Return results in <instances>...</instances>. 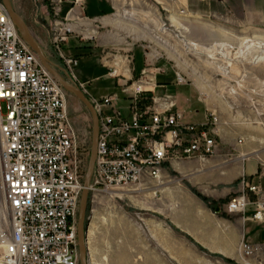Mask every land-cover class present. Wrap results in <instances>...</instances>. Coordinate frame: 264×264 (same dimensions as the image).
I'll return each instance as SVG.
<instances>
[{"label": "built area", "instance_id": "1", "mask_svg": "<svg viewBox=\"0 0 264 264\" xmlns=\"http://www.w3.org/2000/svg\"><path fill=\"white\" fill-rule=\"evenodd\" d=\"M45 1L52 14L51 37L61 73L87 94L98 116L90 194L124 190L144 178L160 180L166 163L206 159L215 153L214 113L195 122L186 119L170 97H154L157 77L165 73L160 66L144 68L136 81L116 85L128 102L124 108L118 107L115 95L92 96L75 73L79 59L64 54L61 47L68 33L61 16L63 0ZM170 1L179 7V15L186 11L180 0ZM198 1L211 5L227 0ZM176 80L184 81L178 73ZM81 156L66 91L27 45L0 0V224L5 225L0 228V264H80L77 223L85 174ZM240 184L241 190L223 211L244 214L253 205L252 220L264 222L260 185L245 178ZM2 210L7 222L1 219ZM240 250L253 253L245 242Z\"/></svg>", "mask_w": 264, "mask_h": 264}, {"label": "rangeland", "instance_id": "2", "mask_svg": "<svg viewBox=\"0 0 264 264\" xmlns=\"http://www.w3.org/2000/svg\"><path fill=\"white\" fill-rule=\"evenodd\" d=\"M22 1L26 11L32 9L33 4ZM119 3L117 13L125 15L129 26L140 33L147 34L145 28L151 31L139 41L144 67H157L156 59L168 62L162 67L165 73L157 77V85L166 78L169 84L158 85L155 98L170 97L186 119L203 122L207 112H211L218 118L217 126H229L240 137L245 135L244 124L264 137V22L247 18L243 0L211 5L189 0L181 18L179 7L171 8L170 0H119ZM261 6L264 8V2ZM189 42L197 47L190 49ZM98 54L95 52L94 58ZM55 55L59 58L57 52ZM89 65L82 61L75 69L79 80L87 82L88 91L97 98L105 94L117 96L118 107L124 108L128 102L116 85L126 80L120 78L118 82V78L111 76L105 80L101 76L107 70ZM177 73L184 79L181 84L176 80ZM66 100L85 173L92 118L85 106L67 91ZM2 113H6L4 104ZM145 186L142 182L113 194H90L86 220L90 264H242L207 250L175 228L164 215L147 208L160 192L147 196L146 191L141 192ZM205 203L209 205V201Z\"/></svg>", "mask_w": 264, "mask_h": 264}, {"label": "crops", "instance_id": "3", "mask_svg": "<svg viewBox=\"0 0 264 264\" xmlns=\"http://www.w3.org/2000/svg\"><path fill=\"white\" fill-rule=\"evenodd\" d=\"M24 1L33 4L31 10L26 11L22 0H11V3L47 57L61 68L51 39L49 4L44 0ZM183 2L180 1L187 7L189 0ZM243 2L249 20L264 22V8L261 6L264 0ZM119 4V0H63L61 5V16L68 31L67 40L61 44L66 49L63 53L75 57L78 54L79 64L84 61L90 64L89 67L107 70L101 76L105 80L110 76L128 80L141 74L145 68L139 41L144 40L145 35L148 37L151 31L145 28L147 34L140 33L129 26L125 15L117 13ZM170 6L174 8L173 3ZM133 18L137 19L135 15ZM95 52L99 53L97 58H94ZM158 60L157 66L168 64L165 60ZM243 126L246 129L243 130L244 137L229 126H217V147L211 157L166 163L160 180L144 178L146 186L141 192L146 191L147 196H156V192H160L147 208L164 215L175 228L207 250L242 264H262L264 222L252 220L255 207L248 206L244 214L229 215L223 211V205L241 190L243 178L260 185L261 199H264V137L250 125ZM193 190L205 197L209 205ZM250 199L255 201L256 196L250 194ZM217 208H220V213L215 212ZM242 241L253 248L252 254L241 252Z\"/></svg>", "mask_w": 264, "mask_h": 264}, {"label": "water", "instance_id": "4", "mask_svg": "<svg viewBox=\"0 0 264 264\" xmlns=\"http://www.w3.org/2000/svg\"><path fill=\"white\" fill-rule=\"evenodd\" d=\"M1 2L6 12L8 13L9 17L13 21V23L16 26H18V28L20 29L25 42L32 49V51L38 56L44 68L57 80V82L65 91L74 95L85 106V108L88 110L92 118L93 127H92L91 149H90L87 168L83 179V190L80 199L78 223H77V240H78L80 264H90L89 249L87 242L88 230H87L86 220H87L88 203L90 198V184L93 177V171L97 158V147H98V136H99L97 113L95 111L93 104L83 93V91L78 87H76L74 84L67 81V79L61 73V71L64 70L57 68V66L49 59V57H47L41 45L31 33L26 21L13 8L11 0H1ZM215 212L220 213L221 212L220 208H217Z\"/></svg>", "mask_w": 264, "mask_h": 264}, {"label": "bare ground", "instance_id": "5", "mask_svg": "<svg viewBox=\"0 0 264 264\" xmlns=\"http://www.w3.org/2000/svg\"><path fill=\"white\" fill-rule=\"evenodd\" d=\"M186 13L185 11H182L181 12V15L184 16ZM181 15L178 14V17L181 18ZM183 29H186V28H183ZM187 30V29H186ZM177 33H180L178 32V30L176 29ZM192 47H197V44L193 43V42H189V48L191 49ZM263 57L259 58L260 60L262 59ZM115 74V73H114ZM203 89V88H202ZM203 94V93H202ZM87 96V94H86ZM87 98L89 99V97L87 96ZM114 192H108V194H113ZM116 194V193H115ZM98 195L97 193L95 194V196ZM0 201H1V195H0ZM1 219L4 221V222H7L8 221V218H7V214H6V211L5 210H2L1 211ZM0 228H5V225L4 224H0Z\"/></svg>", "mask_w": 264, "mask_h": 264}, {"label": "trees", "instance_id": "6", "mask_svg": "<svg viewBox=\"0 0 264 264\" xmlns=\"http://www.w3.org/2000/svg\"><path fill=\"white\" fill-rule=\"evenodd\" d=\"M76 56H78V55H76ZM143 56V55H142ZM76 58H79V57H76ZM164 84H169V81L167 80V78L165 79V80H161V81H159V85H164ZM205 202H207L208 203V200L206 199V198H204V197H201Z\"/></svg>", "mask_w": 264, "mask_h": 264}]
</instances>
